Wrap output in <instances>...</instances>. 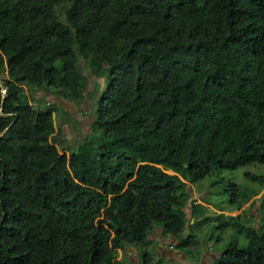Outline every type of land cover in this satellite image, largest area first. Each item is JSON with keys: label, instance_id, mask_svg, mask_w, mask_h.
Listing matches in <instances>:
<instances>
[{"label": "trees", "instance_id": "obj_1", "mask_svg": "<svg viewBox=\"0 0 264 264\" xmlns=\"http://www.w3.org/2000/svg\"><path fill=\"white\" fill-rule=\"evenodd\" d=\"M47 95L88 98L81 139L55 132ZM248 164L264 165V0H0V264H122L129 246L160 263L156 230L190 255L209 209L188 183ZM246 235L209 264H264V216Z\"/></svg>", "mask_w": 264, "mask_h": 264}, {"label": "rangeland", "instance_id": "obj_2", "mask_svg": "<svg viewBox=\"0 0 264 264\" xmlns=\"http://www.w3.org/2000/svg\"><path fill=\"white\" fill-rule=\"evenodd\" d=\"M1 77H6V73L1 74ZM90 84H92V80L90 81ZM24 91L28 94L27 99L29 100V90L27 86H25ZM43 94H45V91ZM47 96L49 97L51 95ZM87 99L88 98H86L85 101L74 105L76 107H70V110L66 107V109L71 112L74 117H77L79 121V123L72 129L67 127V125L70 126V124L61 122V120L66 118L68 114V111L64 109L65 107L60 110L64 113L54 112L55 132L58 134H61L62 131L65 132L70 143H74L78 139H81V135L76 133L75 129L78 127L77 129H83L86 131L87 125L93 117V112H90L92 104L90 103L89 105ZM44 103L40 102V104H38L39 107H45L47 103ZM70 120H72V118H70ZM249 174L256 176L263 175L264 165L248 164L233 170H215L211 175L198 182L188 183L194 201L207 206L209 211H206L205 213L210 217L205 214L201 216L202 218L206 217L208 219L195 227V244L190 247V255L184 254V259L181 256L180 260H184L183 262H181L179 258L172 257V255V259L168 256L166 258H159L157 251L153 246L155 244L158 245L159 232H154L153 235H151V239L153 240L152 244L144 249L154 252L155 259H161L160 263L155 264H180L188 261L193 262V258L196 257L197 252L200 254L198 264H209L210 261L207 259V256L213 255L215 258L231 242H236L239 247H246L248 243L246 230L249 227L258 228V225L261 224L262 217L264 216V204L262 207L260 206V203L262 202L261 200L264 196V181L261 182L260 177L253 180ZM234 189L238 192L237 194ZM245 196L249 198L244 200ZM240 202L241 204L238 205ZM184 210L187 213V218L190 219V205H185ZM113 214L114 211L107 208V210H104L101 213L100 217L110 219ZM216 214L244 215V218L239 221L242 226L239 224L235 227L223 226V221L217 219ZM201 217L199 219H201ZM193 220L194 219L191 218L190 222L193 223ZM111 240L112 242L115 240L114 235H112ZM139 248V256L138 253L136 254V248L131 246L127 247L126 251L119 250L118 259H120L122 264H142L141 254L143 248Z\"/></svg>", "mask_w": 264, "mask_h": 264}, {"label": "crops", "instance_id": "obj_3", "mask_svg": "<svg viewBox=\"0 0 264 264\" xmlns=\"http://www.w3.org/2000/svg\"><path fill=\"white\" fill-rule=\"evenodd\" d=\"M40 96L41 95H43V92H41L40 91V94H39ZM47 99L48 100H51V101H56V102H58V103H60V105L62 106V108H64V109H66V107H67V109H69L70 107H72V106H74V105H76V103H73V102H71V101H68V100H66V99H64V98H55V97H53L52 95L51 96H49V97H47ZM74 107H76V106H74ZM66 109V110H67ZM70 110V109H69ZM79 117V116H78ZM67 127H69L68 125H67ZM158 232H159V230H157ZM159 242V243H158ZM158 242H157V244H158V250L162 253V254H167L168 256L170 255H172V257H176V258H179V260H180V258H181V256H182V258L184 259V256H183V253H181L176 247H175V243H176V241H175V239L174 238H172V237H170V236H167V237H165L164 239H162V238H160V236H159V239H158ZM206 253V252H205ZM136 254H137V251H136ZM169 256V257H170Z\"/></svg>", "mask_w": 264, "mask_h": 264}, {"label": "flooded vegetation", "instance_id": "obj_4", "mask_svg": "<svg viewBox=\"0 0 264 264\" xmlns=\"http://www.w3.org/2000/svg\"><path fill=\"white\" fill-rule=\"evenodd\" d=\"M207 259L210 261L212 259H214L213 255L207 256Z\"/></svg>", "mask_w": 264, "mask_h": 264}, {"label": "water", "instance_id": "obj_5", "mask_svg": "<svg viewBox=\"0 0 264 264\" xmlns=\"http://www.w3.org/2000/svg\"><path fill=\"white\" fill-rule=\"evenodd\" d=\"M188 225V221H186L185 223H184V226L186 227Z\"/></svg>", "mask_w": 264, "mask_h": 264}]
</instances>
